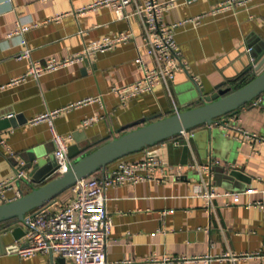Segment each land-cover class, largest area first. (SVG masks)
Wrapping results in <instances>:
<instances>
[{
  "label": "crops",
  "instance_id": "crops-1",
  "mask_svg": "<svg viewBox=\"0 0 264 264\" xmlns=\"http://www.w3.org/2000/svg\"><path fill=\"white\" fill-rule=\"evenodd\" d=\"M99 0H0V118L14 119L11 131L5 133L6 144H0V180L9 178L36 154H55L51 123L61 135L71 134L79 146L115 138L117 129L134 120L157 115L164 118L182 111L179 89L185 78L203 83L210 89L231 74L233 54L249 36L264 33V0H247L230 9L215 8L226 0H177L164 14L166 23H180L176 41L188 64L171 83L132 97L123 104L112 92L114 85H126L142 75L137 58L152 64L143 45L142 23L137 14L117 19L113 9L99 5L94 10H77ZM163 1V0H159ZM143 3V0H138ZM135 9L128 3L126 13ZM201 15L198 25L185 20ZM28 24L22 35H9L15 26ZM133 30L126 43L97 52L79 63L45 72L37 80L28 77L8 85L12 78L23 75L31 60L66 57L106 35ZM24 47L30 58L19 57ZM100 101L75 105L87 97ZM258 104H245L228 114L234 123L264 136V93ZM184 100V99H183ZM54 112V113H52ZM44 117V118H40ZM86 117H96L91 125L79 128ZM148 122V121H147ZM3 130V129H2ZM190 140L198 160L220 159L213 168V181L218 190L239 187L237 203L230 196L214 198L215 212L209 213L204 200L192 195V182L198 175L186 169L176 178L156 182L138 181L110 186L106 190V209L112 219L106 245L110 263L146 261L176 257L166 264H264V141H241L238 130L224 129L220 124L209 129L201 124ZM70 143V144H71ZM96 146L87 150L90 152ZM151 148L166 156L171 163L191 160L181 149L167 152L152 144ZM146 147L124 158L139 159ZM116 162L95 173H110ZM237 170L240 177L232 182L220 179V168ZM25 179L13 182V188L24 194L38 184L28 170ZM217 177L219 179H214ZM73 196L71 188L55 199L52 210H58ZM20 222L0 223V264H60V256L36 252L19 256L16 247L25 242Z\"/></svg>",
  "mask_w": 264,
  "mask_h": 264
},
{
  "label": "built area",
  "instance_id": "built-area-1",
  "mask_svg": "<svg viewBox=\"0 0 264 264\" xmlns=\"http://www.w3.org/2000/svg\"><path fill=\"white\" fill-rule=\"evenodd\" d=\"M177 0H99L86 7H81L77 11L84 13L94 10L99 5H105L113 9L117 19L128 18L130 14H137L142 23L143 45L147 53L152 58V64H145L142 58H137L138 64L142 69L140 78L126 85H114L112 92L116 93L123 104H126L132 97L153 92L157 87L163 86L168 92L171 91V79L175 72H182L188 69V64L182 57L179 46L176 41V28L180 23H166L164 14L167 9L172 7ZM194 1V0H187ZM247 0H226L218 5L215 10L222 11L230 9L235 2L241 4ZM134 2L135 9L131 13H126L128 3ZM201 15L187 19L193 26L198 25ZM29 29V25L18 23L15 28L9 32V35H22L21 44L25 46L26 40L24 34ZM134 35L133 30L122 31L112 36L106 35L95 41L85 44L78 52L66 57H47L44 60H31L29 69L21 76L12 78L8 83L17 84L26 80L28 77L38 79L45 72L55 71L63 66L79 63L85 58L97 52H104L117 43H126ZM31 50L24 47L19 57L30 58ZM261 94L251 100L252 104H258L261 101ZM100 101L99 97H87L80 100V104ZM54 113V112H52ZM44 118V117H40ZM96 117H86L80 123L79 128L91 125ZM51 130L55 144V157L59 163V172H64L71 160L67 156V147L74 141V135H61L53 127ZM209 129L218 124L224 129H234L241 133L243 143L249 141H264V136L256 131H249L241 128L234 123L233 117L228 115L219 116L212 123H203ZM195 128H185L179 134L159 141V149L167 152L169 143L173 146H179L183 140L191 153V160L182 163H171L166 156L158 153L150 146H146V152L142 158L128 160L124 157L116 159L114 169L103 176L94 174L82 177L72 187L73 196L65 202V205L52 210L55 199L47 206L37 207L24 215V221H18L23 224L25 239L24 244L18 245L16 252L19 256L29 257L36 252H43L51 255H57L64 258V264H143L134 263L132 260H122L118 263H110L107 259L106 245L108 234L112 226V219L106 209V190L110 186H116L121 183H133L138 181H156L161 182L168 178H176L182 175L186 169L196 172L198 178L192 182V195L204 200V206L209 213H214L216 208L214 198L230 196L232 202L237 203L239 193L229 190H218L213 181V168L219 165L220 159L209 157L206 160H198L195 157L193 149L190 147V140L195 135ZM11 131V128L0 130V144H6L5 133ZM27 172L18 169L9 178L0 180V204L14 200L24 194L22 189L13 188V182L25 179ZM176 257H163L162 259H153L146 261V264H166Z\"/></svg>",
  "mask_w": 264,
  "mask_h": 264
},
{
  "label": "water",
  "instance_id": "water-1",
  "mask_svg": "<svg viewBox=\"0 0 264 264\" xmlns=\"http://www.w3.org/2000/svg\"><path fill=\"white\" fill-rule=\"evenodd\" d=\"M233 58L235 60L232 73L225 74L224 80L210 89H207L203 83L184 79L185 82L179 89L182 111L164 118H157L158 116L155 115L134 120L117 129V132L121 134L106 141L101 139L98 142L79 146L78 141L80 140L76 138V142L67 147V156L71 162L64 172H59L60 165L55 154L40 153L25 160L20 169L30 171V180L38 185L12 201L1 203L0 221L14 217L18 221H24L26 213L34 208L47 206L82 177L105 169L107 164L118 158L179 134L185 128H194L203 123L210 124L217 117L226 115L263 94L264 33L249 36L237 48ZM182 72H175L171 81L177 83L176 78ZM237 85L240 86L237 87ZM12 125H14L13 118H0V130L10 128ZM93 146L96 147L87 152ZM172 148L181 149L184 157H188L189 149L183 140L176 147L169 143L168 149L172 150ZM219 170L220 179L227 182L240 177L237 170H228L225 167ZM214 179L219 178L214 177ZM234 187L228 186L227 188L232 191L239 188ZM60 264H64V258H60Z\"/></svg>",
  "mask_w": 264,
  "mask_h": 264
},
{
  "label": "trees",
  "instance_id": "trees-1",
  "mask_svg": "<svg viewBox=\"0 0 264 264\" xmlns=\"http://www.w3.org/2000/svg\"><path fill=\"white\" fill-rule=\"evenodd\" d=\"M240 85H237V87H239ZM228 114H230V112L228 113ZM228 114H226V115H228ZM201 125V124H200ZM198 127V126H197ZM125 157V156H124ZM122 158V157H121ZM4 222H7L8 224H12V223H14V222H18V220H17V218H13V219H8V220H5V221H0V223H4Z\"/></svg>",
  "mask_w": 264,
  "mask_h": 264
}]
</instances>
